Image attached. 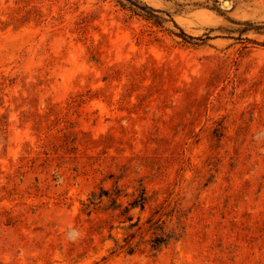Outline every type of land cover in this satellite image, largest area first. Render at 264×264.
Listing matches in <instances>:
<instances>
[{
  "label": "rangeland",
  "instance_id": "1",
  "mask_svg": "<svg viewBox=\"0 0 264 264\" xmlns=\"http://www.w3.org/2000/svg\"><path fill=\"white\" fill-rule=\"evenodd\" d=\"M139 1L0 0V264H264V0Z\"/></svg>",
  "mask_w": 264,
  "mask_h": 264
},
{
  "label": "trees",
  "instance_id": "2",
  "mask_svg": "<svg viewBox=\"0 0 264 264\" xmlns=\"http://www.w3.org/2000/svg\"><path fill=\"white\" fill-rule=\"evenodd\" d=\"M116 3L125 10H128L134 14H138L139 16H142L146 20L152 21L156 25H160L162 22V18L156 15V11L147 6L146 4L140 2L139 0H115ZM191 39L190 37H188ZM144 193L141 191L139 193V200H142ZM114 202V200H113ZM132 208L140 207L142 208V203L136 204V201L133 202ZM131 251V250H129Z\"/></svg>",
  "mask_w": 264,
  "mask_h": 264
}]
</instances>
